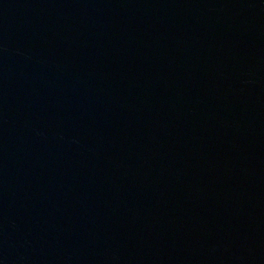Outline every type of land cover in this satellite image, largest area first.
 Listing matches in <instances>:
<instances>
[{
    "label": "water",
    "instance_id": "obj_1",
    "mask_svg": "<svg viewBox=\"0 0 264 264\" xmlns=\"http://www.w3.org/2000/svg\"><path fill=\"white\" fill-rule=\"evenodd\" d=\"M0 264H264V0H0Z\"/></svg>",
    "mask_w": 264,
    "mask_h": 264
}]
</instances>
